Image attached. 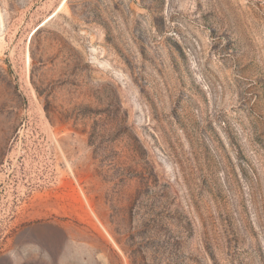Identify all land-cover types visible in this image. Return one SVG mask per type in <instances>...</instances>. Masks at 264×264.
Here are the masks:
<instances>
[{
	"label": "rangeland",
	"instance_id": "374dc122",
	"mask_svg": "<svg viewBox=\"0 0 264 264\" xmlns=\"http://www.w3.org/2000/svg\"><path fill=\"white\" fill-rule=\"evenodd\" d=\"M0 264H264V0H0Z\"/></svg>",
	"mask_w": 264,
	"mask_h": 264
}]
</instances>
